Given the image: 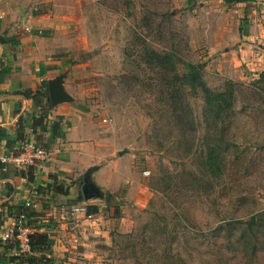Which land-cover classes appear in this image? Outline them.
I'll return each instance as SVG.
<instances>
[{"label": "rangeland", "instance_id": "374dc122", "mask_svg": "<svg viewBox=\"0 0 264 264\" xmlns=\"http://www.w3.org/2000/svg\"><path fill=\"white\" fill-rule=\"evenodd\" d=\"M249 1L29 2L70 63L66 92L111 119L105 138L147 189L98 264H264V220L243 222L264 207V77L253 84L264 67L235 61L246 15L260 5ZM183 62L200 66L204 88L182 84ZM227 82L232 99L216 112L208 100ZM222 141L211 176L206 143Z\"/></svg>", "mask_w": 264, "mask_h": 264}, {"label": "crops", "instance_id": "0c3cea01", "mask_svg": "<svg viewBox=\"0 0 264 264\" xmlns=\"http://www.w3.org/2000/svg\"><path fill=\"white\" fill-rule=\"evenodd\" d=\"M30 1L0 0V152L16 153L21 136L42 114L31 137L48 156L27 168L0 163V222L24 210L31 225L46 233L44 254L52 264H98L111 232L130 229L129 215L139 210L147 189L124 152L105 138L102 125L109 117H91L66 92L60 73L70 63L53 45L45 16L26 11ZM257 2L235 52L246 68L264 67V0ZM58 77L67 98L51 103L47 83ZM85 172L99 195L78 201ZM88 205L97 212L87 214ZM18 259L12 247L0 246V264H41Z\"/></svg>", "mask_w": 264, "mask_h": 264}, {"label": "trees", "instance_id": "16d2710c", "mask_svg": "<svg viewBox=\"0 0 264 264\" xmlns=\"http://www.w3.org/2000/svg\"><path fill=\"white\" fill-rule=\"evenodd\" d=\"M224 1L226 3H230L231 1L233 2V1H242V0H224ZM156 56L159 55L156 53ZM183 66H184V73L181 75L180 78L182 84H186L190 88H195L197 86L204 88L199 76L200 66L191 62H183ZM261 76L264 77V69L262 70L259 78L253 81V84L261 83L263 81V77ZM232 94H233L232 83L227 82L223 92L219 94L220 99L213 98L208 100L209 107L211 109H215L217 112V109H220L224 103H226L229 99H232ZM42 118L43 116L42 114H40L37 118L33 120V125H30V127L33 129V132L35 129L34 126L41 124ZM206 144L208 145L207 147L208 151L205 156L206 158L204 160L205 162L204 165L206 166V169L211 176H216L220 172V164H219L220 157H218V152L226 149L228 144L225 141L223 142L222 145L221 144L218 145V143H213V144L206 143ZM56 190H61V189L56 188ZM62 192L65 191L62 190ZM85 211L87 214L96 213L97 207L94 205H88L86 206ZM262 220H264V207L258 212L251 214L243 222L246 225L250 226ZM28 244L31 254L25 256L23 260L21 259L22 263L38 262L41 264H52L49 258L44 256V253L47 252L49 248L47 243V235L45 232H37V231L31 232L28 235ZM0 246H2L3 248L11 247L10 244H5L1 242H0ZM18 260L20 261V259Z\"/></svg>", "mask_w": 264, "mask_h": 264}, {"label": "built area", "instance_id": "2783aa9c", "mask_svg": "<svg viewBox=\"0 0 264 264\" xmlns=\"http://www.w3.org/2000/svg\"><path fill=\"white\" fill-rule=\"evenodd\" d=\"M107 121H110V118H107ZM32 134L33 129L28 127L19 140L16 153L7 155L0 152V163L4 164L10 160L16 167L27 168L36 162L45 160L48 152L36 144L31 137ZM30 205L31 203L28 200L23 203L24 207ZM33 231L40 232L41 229L32 226L26 212L21 210L14 216L9 217L7 221L0 222V242L10 244L15 254L20 257V260H23L25 256L31 254L28 235ZM44 256L48 258L47 254H44Z\"/></svg>", "mask_w": 264, "mask_h": 264}, {"label": "water", "instance_id": "95a60500", "mask_svg": "<svg viewBox=\"0 0 264 264\" xmlns=\"http://www.w3.org/2000/svg\"><path fill=\"white\" fill-rule=\"evenodd\" d=\"M60 77L55 80L49 81L47 83V92L48 98L51 103H55L61 100H65L67 95L60 88ZM122 150L118 151V154H121ZM99 192L91 183L88 172H85L82 175V183L80 185V189L77 192V200L81 199H90L92 197H98Z\"/></svg>", "mask_w": 264, "mask_h": 264}]
</instances>
